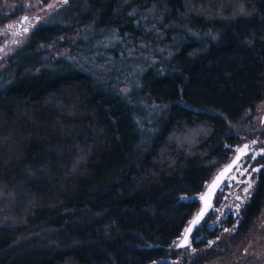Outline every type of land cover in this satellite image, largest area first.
Listing matches in <instances>:
<instances>
[{"label": "trees", "instance_id": "1", "mask_svg": "<svg viewBox=\"0 0 264 264\" xmlns=\"http://www.w3.org/2000/svg\"><path fill=\"white\" fill-rule=\"evenodd\" d=\"M23 6L0 0V27ZM91 30L112 56L149 46L139 85L125 91L72 58ZM17 60L0 90V264L242 263L264 223V0H68L4 64ZM140 91L166 108L150 135Z\"/></svg>", "mask_w": 264, "mask_h": 264}, {"label": "rangeland", "instance_id": "2", "mask_svg": "<svg viewBox=\"0 0 264 264\" xmlns=\"http://www.w3.org/2000/svg\"><path fill=\"white\" fill-rule=\"evenodd\" d=\"M67 2L68 0L66 2L65 0H23L24 13L0 27V90L14 82L19 69L23 65L20 60H17L14 65H5L4 60L24 43L26 37L35 26L47 21L50 13L55 8L62 7ZM56 15L58 19H61L60 13ZM102 37L103 33L101 31L91 30L88 32L87 36L80 39L82 45L77 46L80 56L72 58L80 60L82 64L91 67L100 80L112 82L113 84L123 82L124 90L130 91L131 89L128 90V84L131 86L132 84L139 85L140 83L141 76L145 71L143 62L148 61L146 50L149 49V46L137 44L129 49H121L119 53L112 56L106 50L109 43L108 40L107 42H96V39H102ZM154 47L159 49L158 46ZM69 52V49L65 50L66 58L70 57ZM150 96V93L140 91L133 102L138 105L139 119L143 123L140 128L145 130L147 135L153 134L158 130L152 124L166 114L164 106H149V103H146ZM257 110L258 117L264 115V100L258 104ZM233 175L234 173L229 178L233 177ZM245 190H243L239 200L243 199ZM261 222L257 230L251 234L252 240L248 244L246 252L243 253L244 258L238 260L242 261L241 264H264V223ZM234 261L233 259L225 260L221 264H237V261Z\"/></svg>", "mask_w": 264, "mask_h": 264}, {"label": "water", "instance_id": "3", "mask_svg": "<svg viewBox=\"0 0 264 264\" xmlns=\"http://www.w3.org/2000/svg\"><path fill=\"white\" fill-rule=\"evenodd\" d=\"M245 146H247V147H245ZM242 149H243V151H241ZM247 152H248V144H245L244 146L240 147L236 151L233 158L227 164H225L222 168H220L217 171V173L215 174V176L208 183L204 192L200 196L201 206L196 211V213L194 214L192 219L189 221V223L187 224L182 237L180 238V240L177 243V247L183 248V247H186L190 244L191 234L194 232L196 227L201 223V221L205 218V216L209 213V211L213 208L214 199H215V195H216L217 191L220 189V187L222 186V184L226 180L227 176L233 171L235 166L240 162L242 157ZM238 157H239V159L237 160ZM234 161H235V163H234ZM230 165L232 166L231 170L228 171L227 173H225L223 176H221L220 174L223 173L224 170L226 168H228ZM217 177H219L218 181H217ZM214 181L216 182L215 186L210 187L213 185ZM201 197H205V199H201ZM201 213H203V215H200ZM188 229H191V231H188Z\"/></svg>", "mask_w": 264, "mask_h": 264}, {"label": "snow or ice", "instance_id": "4", "mask_svg": "<svg viewBox=\"0 0 264 264\" xmlns=\"http://www.w3.org/2000/svg\"><path fill=\"white\" fill-rule=\"evenodd\" d=\"M65 2H66V0H65ZM25 19H27V18H25ZM245 147H247V146H245ZM241 151H243V149L241 150ZM239 159V157L237 158V160ZM234 163H235V161H234ZM231 165L228 167V168H226L225 170H224V172L223 173H221L220 175L221 176H223L225 173H227L228 171H230L231 170ZM219 180V177H217V181ZM215 181H214V183H213V185L212 186H210V187H213V186H215ZM245 191H247V190H245ZM201 199H205V197H201ZM237 207H239V206H237ZM200 215H203V213H201ZM188 231H191V229H188Z\"/></svg>", "mask_w": 264, "mask_h": 264}, {"label": "flooded vegetation", "instance_id": "5", "mask_svg": "<svg viewBox=\"0 0 264 264\" xmlns=\"http://www.w3.org/2000/svg\"><path fill=\"white\" fill-rule=\"evenodd\" d=\"M249 262V260H247Z\"/></svg>", "mask_w": 264, "mask_h": 264}]
</instances>
